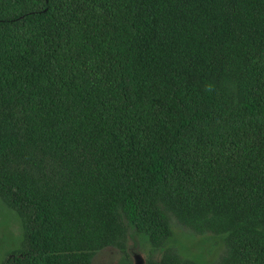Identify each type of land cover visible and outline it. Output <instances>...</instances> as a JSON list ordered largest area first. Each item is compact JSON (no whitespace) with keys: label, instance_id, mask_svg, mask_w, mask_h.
Returning a JSON list of instances; mask_svg holds the SVG:
<instances>
[{"label":"trees","instance_id":"1","mask_svg":"<svg viewBox=\"0 0 264 264\" xmlns=\"http://www.w3.org/2000/svg\"><path fill=\"white\" fill-rule=\"evenodd\" d=\"M0 202L25 229L2 264L175 224L264 264V0H0Z\"/></svg>","mask_w":264,"mask_h":264},{"label":"rangeland","instance_id":"2","mask_svg":"<svg viewBox=\"0 0 264 264\" xmlns=\"http://www.w3.org/2000/svg\"><path fill=\"white\" fill-rule=\"evenodd\" d=\"M24 235L22 219L0 202V264L10 254L21 250ZM225 252L223 237L199 235L175 224L173 237L164 249L154 248L145 235L134 233L124 247H109L99 252L93 264H158L165 254H173L197 264H218Z\"/></svg>","mask_w":264,"mask_h":264}]
</instances>
